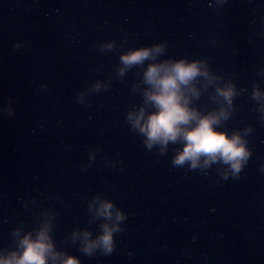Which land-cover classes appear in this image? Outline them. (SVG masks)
<instances>
[{
	"label": "water",
	"instance_id": "water-1",
	"mask_svg": "<svg viewBox=\"0 0 264 264\" xmlns=\"http://www.w3.org/2000/svg\"><path fill=\"white\" fill-rule=\"evenodd\" d=\"M164 41L161 59H208L241 91L227 129L253 131L238 178L223 179L217 164L174 167L177 145L149 151L127 123L141 76L117 77L119 56ZM262 69L264 0H0V108L9 97L15 108L0 114V249L15 228L35 227L36 213L56 214L58 248L82 264H264V121L251 99L255 82L264 93ZM96 81L111 87L89 94ZM197 103L214 107L208 95ZM97 194L128 218L111 255L88 257L66 238L99 234L102 221L88 223Z\"/></svg>",
	"mask_w": 264,
	"mask_h": 264
},
{
	"label": "clouds",
	"instance_id": "clouds-1",
	"mask_svg": "<svg viewBox=\"0 0 264 264\" xmlns=\"http://www.w3.org/2000/svg\"><path fill=\"white\" fill-rule=\"evenodd\" d=\"M215 3L221 6L228 0H215ZM14 47L18 49L23 44L17 42ZM115 47V41L106 42L100 45V51H111ZM167 48L168 43L164 41L128 48L120 54L117 77L122 79L134 68L141 76L132 90L141 95L142 103L128 112L127 123L132 131L144 137L143 143L149 151L158 148L159 153L165 155L170 145H177L172 157L174 167L187 165L190 170L203 171L217 164L222 166L223 179L238 178L252 156L247 137L253 131L251 126L227 129V122L235 110L234 100L241 91L232 79L223 82V77L212 71L208 59H161ZM259 75L264 76V69ZM110 87L111 83L104 87L96 81L87 91L91 94ZM83 94L81 92L77 97L81 103H84ZM205 95L214 107L198 105ZM251 99L258 102L257 111L264 121V93L259 82L253 85ZM14 113V102L9 97L7 106L0 108V114L11 117ZM90 159H95L94 154ZM88 212L91 214L90 225L102 221L99 234L94 235L88 228H76L66 239L72 244L79 242V251L88 257L98 252L111 255L117 247L116 236L124 231L122 225L128 214L102 194L89 201ZM35 215L36 226L31 230L26 231V226L22 225L12 231L11 246L0 249V264H82L79 256L58 248L53 236L56 214H45L44 220L38 213Z\"/></svg>",
	"mask_w": 264,
	"mask_h": 264
}]
</instances>
